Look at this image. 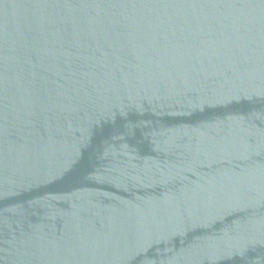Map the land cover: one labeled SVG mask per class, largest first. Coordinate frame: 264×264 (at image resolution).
I'll list each match as a JSON object with an SVG mask.
<instances>
[{"label": "water", "instance_id": "water-1", "mask_svg": "<svg viewBox=\"0 0 264 264\" xmlns=\"http://www.w3.org/2000/svg\"><path fill=\"white\" fill-rule=\"evenodd\" d=\"M0 264H264V0H0Z\"/></svg>", "mask_w": 264, "mask_h": 264}]
</instances>
